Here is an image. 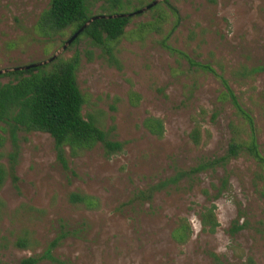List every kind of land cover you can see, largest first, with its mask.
<instances>
[{"label": "rangeland", "instance_id": "rangeland-1", "mask_svg": "<svg viewBox=\"0 0 264 264\" xmlns=\"http://www.w3.org/2000/svg\"><path fill=\"white\" fill-rule=\"evenodd\" d=\"M49 2L0 0V71L78 54L82 115L122 149L72 156L65 148L61 163L48 134L16 131L13 141L0 122V264L49 249L52 259L37 264H264V170L246 152L228 157L247 129L232 133L242 120L221 100L223 80L252 118L264 159V0H159L116 42L81 37L64 51L70 29L51 39L35 31ZM120 2L117 12L128 15L153 0ZM103 3L93 0L90 15ZM15 79L0 76V85ZM150 117L162 121V137L143 126ZM73 194L94 206L71 203ZM211 206L213 232L200 218ZM181 226L189 229L182 242L173 238ZM20 238L26 249L16 247Z\"/></svg>", "mask_w": 264, "mask_h": 264}, {"label": "trees", "instance_id": "trees-1", "mask_svg": "<svg viewBox=\"0 0 264 264\" xmlns=\"http://www.w3.org/2000/svg\"><path fill=\"white\" fill-rule=\"evenodd\" d=\"M92 1L50 0L48 8L38 18L36 33L51 39L70 29L73 35L92 17H95L89 13ZM128 3L129 1H126V4ZM120 6H123L120 0H104L103 5L100 6L101 13L96 16L119 15L117 11ZM131 17L96 19L89 23L70 45H75L81 37L89 39L94 45L104 47L106 43L116 42L123 37L124 29L129 24ZM106 52L109 55L111 53L109 49ZM78 66L79 57L78 54H75L67 60L57 58L47 65L22 71H10L0 75L16 77L14 83L0 85V122L10 128L13 141H15L16 131L46 133L53 139L57 158L61 163H65L63 158L65 148L70 150L72 156H76L80 151L92 150L98 145L104 148L107 155L121 151V144L109 140L107 132L102 130L90 115L83 117L84 97L76 84ZM222 83L224 92L221 93V100L231 102L244 125L231 124L232 133L238 136L245 133L247 129V139L242 141L240 139V142L232 140L227 150L228 157L236 158L240 153L246 152L257 159L264 170V159L257 152L253 120L241 108L237 98L223 80ZM143 126L152 135L158 138L162 137L163 123L160 119L147 118L144 120ZM198 128L196 126L189 135L195 146L199 144L200 140ZM15 159L16 152L10 159V173L13 170ZM203 168L198 167L195 171H201ZM4 175L5 170L0 165V185ZM260 180L262 182L260 192L264 198V175H260ZM69 200L71 203L87 206H94L95 202V200L77 194L71 195ZM200 218L202 227L208 229L207 231L213 232L218 225L213 206L206 208ZM188 232V228L181 226L173 233V238L177 241H185ZM15 245L17 248L26 249L28 241L25 238H20ZM43 259H52L51 249L47 250L43 257H29L21 260L18 264H37Z\"/></svg>", "mask_w": 264, "mask_h": 264}, {"label": "water", "instance_id": "water-1", "mask_svg": "<svg viewBox=\"0 0 264 264\" xmlns=\"http://www.w3.org/2000/svg\"><path fill=\"white\" fill-rule=\"evenodd\" d=\"M159 2V0H154L151 4H149L146 8L139 10L133 14H128V15H124V14H119V15H113V16H95L92 17L83 27H81L76 33H74L66 42L65 44L62 46L61 51H64L67 49V47L70 46V44L77 38V36L84 30V28L91 23L92 21L99 19V18H116V17H127V16H134L136 14H141L147 10H149L150 8L154 7L157 3ZM57 55L52 56L51 58H49L46 62L43 63H38V64H33V65H29V66H25V67H20V68H14L12 71H22V70H28L31 68H36L38 66L41 65H45L46 63H50L51 61H53L55 59ZM8 71H0V75L3 73H7Z\"/></svg>", "mask_w": 264, "mask_h": 264}]
</instances>
